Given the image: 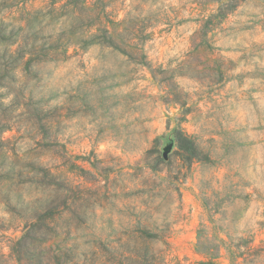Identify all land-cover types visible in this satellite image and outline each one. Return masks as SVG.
I'll return each mask as SVG.
<instances>
[{
	"label": "rangeland",
	"instance_id": "374dc122",
	"mask_svg": "<svg viewBox=\"0 0 264 264\" xmlns=\"http://www.w3.org/2000/svg\"><path fill=\"white\" fill-rule=\"evenodd\" d=\"M68 3L82 7L0 0V55L28 53L12 92L47 105L36 131L3 136L0 264H110L135 247L198 264L210 217L264 248V0H87L82 22ZM39 208L56 236L19 263L10 241Z\"/></svg>",
	"mask_w": 264,
	"mask_h": 264
},
{
	"label": "trees",
	"instance_id": "16d2710c",
	"mask_svg": "<svg viewBox=\"0 0 264 264\" xmlns=\"http://www.w3.org/2000/svg\"><path fill=\"white\" fill-rule=\"evenodd\" d=\"M86 1L82 0V7L68 3L60 9L72 7V10L69 9L70 13L82 22L84 16L86 17L85 12L87 10L84 7ZM232 2L233 0H230V4ZM93 26H87L84 32L88 33V30ZM4 28L3 26L0 28V43L6 41ZM98 32L108 34L107 30L101 28L98 29ZM71 45L77 46V43L68 39L65 43H56L49 46L47 50L42 46L37 51V58H30L27 63L54 59L60 55L59 51L61 49L65 48L66 50ZM20 49L21 45H19L18 49L12 51L10 45H7V51L0 55V154L7 147L6 142L3 140L5 132L17 129V132L20 133L24 128L29 133H32L37 130V122L35 121H42L41 116L47 112L45 108L47 105H44L41 99L37 100L34 91L24 93L22 88L18 92H12L10 86L18 80L16 73L19 66L16 65V62L24 61L28 54ZM43 51L44 53L40 55ZM7 80L9 81L7 82ZM8 95L12 99L5 103ZM22 100L28 101V103H22ZM22 106L26 107V109L21 114H17ZM19 116L25 117L26 122H28L25 127L19 126V120L17 119ZM194 145V142H191L193 149H195ZM4 177L6 175L0 168V185ZM46 212L41 208L38 209V212L35 211V215L31 217L30 221H27L24 227V235L15 241H10L11 258L19 263H24V261L33 262L34 258L30 252L38 247L45 246L53 240L54 236H56L52 226L53 219ZM209 222L213 225L211 227L212 235L205 224L198 231L197 253L204 258L198 264H221L220 259L223 257V252H225L229 264H264V248L256 245L253 234L249 233L234 237L229 232H226V240L220 237V231L216 227L218 222L212 217L209 218ZM139 238L141 239L142 237ZM38 258L40 259L41 257L39 256ZM107 262L110 264H168L166 251H142L137 247L132 250L121 251L119 257L111 258Z\"/></svg>",
	"mask_w": 264,
	"mask_h": 264
}]
</instances>
